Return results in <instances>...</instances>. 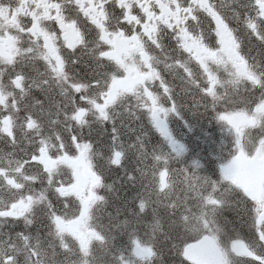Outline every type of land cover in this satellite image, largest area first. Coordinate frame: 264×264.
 Returning a JSON list of instances; mask_svg holds the SVG:
<instances>
[{
	"label": "snow or ice",
	"instance_id": "6c2138e0",
	"mask_svg": "<svg viewBox=\"0 0 264 264\" xmlns=\"http://www.w3.org/2000/svg\"><path fill=\"white\" fill-rule=\"evenodd\" d=\"M0 264H264V0H0Z\"/></svg>",
	"mask_w": 264,
	"mask_h": 264
},
{
	"label": "trees",
	"instance_id": "16d2710c",
	"mask_svg": "<svg viewBox=\"0 0 264 264\" xmlns=\"http://www.w3.org/2000/svg\"><path fill=\"white\" fill-rule=\"evenodd\" d=\"M253 55H255V52H253ZM187 116H188L189 119H192V113H188ZM193 123L196 125V127L194 128V131H196V130L199 128V126H200L201 124L205 125V130H207V128L211 126V125L209 124L208 119L203 118V117L199 119V123H197V121H195V120H193ZM217 131H218V130H217ZM129 135H131V134H129ZM187 135L191 136L192 133L189 132V133H187ZM104 136H105V134L102 133V134H101V138H104ZM132 138L134 139V137H132ZM158 138H159V137H158V135H157V136L155 137V139H158Z\"/></svg>",
	"mask_w": 264,
	"mask_h": 264
}]
</instances>
